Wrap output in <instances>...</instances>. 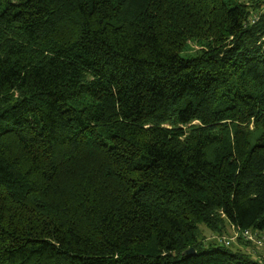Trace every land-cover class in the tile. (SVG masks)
Instances as JSON below:
<instances>
[{"label": "trees", "instance_id": "obj_1", "mask_svg": "<svg viewBox=\"0 0 264 264\" xmlns=\"http://www.w3.org/2000/svg\"><path fill=\"white\" fill-rule=\"evenodd\" d=\"M255 2L0 0V264H262Z\"/></svg>", "mask_w": 264, "mask_h": 264}, {"label": "rangeland", "instance_id": "obj_2", "mask_svg": "<svg viewBox=\"0 0 264 264\" xmlns=\"http://www.w3.org/2000/svg\"><path fill=\"white\" fill-rule=\"evenodd\" d=\"M250 5L256 3L255 0H252V1H249ZM255 13V10H252V13L251 15H253ZM197 45L194 44L193 45V48L196 49ZM236 231L228 228V234H226L224 237H219L216 233H213L209 230V228H207L206 226L204 225H200L199 228H198V237H197V240H201L203 243H206L207 244H216L218 245V243L220 242L221 239H230L231 240V243L227 246L225 245L224 243H222L224 246L226 247H233L232 249H235L236 246L238 247L237 245V241H236ZM261 236L260 239H261V243H257V242H250L252 245V249L254 250H251V249H244L245 251L249 252V254L251 256H253L255 259L257 258V261H259L260 263L264 264V235L263 234H260ZM258 237V235H257ZM210 246V245H209ZM253 258V259H254Z\"/></svg>", "mask_w": 264, "mask_h": 264}, {"label": "built area", "instance_id": "obj_3", "mask_svg": "<svg viewBox=\"0 0 264 264\" xmlns=\"http://www.w3.org/2000/svg\"><path fill=\"white\" fill-rule=\"evenodd\" d=\"M262 40H263V44H264V37L262 38ZM236 233H237L236 237H238L239 236V233L238 232H236ZM257 235H258V237H257ZM241 236L246 241H250L252 243H254V242L261 243V239L259 237L261 235L259 234L258 231L244 230L242 232V235ZM220 243H224L225 245L228 246L231 243V240L230 239H221L220 240Z\"/></svg>", "mask_w": 264, "mask_h": 264}, {"label": "water", "instance_id": "obj_4", "mask_svg": "<svg viewBox=\"0 0 264 264\" xmlns=\"http://www.w3.org/2000/svg\"><path fill=\"white\" fill-rule=\"evenodd\" d=\"M185 253H186V255L191 256V255H193L195 252H194V249H193V248H189V249L186 250Z\"/></svg>", "mask_w": 264, "mask_h": 264}]
</instances>
